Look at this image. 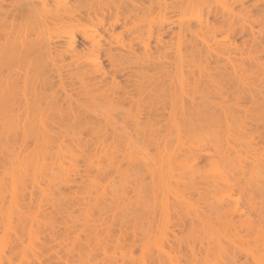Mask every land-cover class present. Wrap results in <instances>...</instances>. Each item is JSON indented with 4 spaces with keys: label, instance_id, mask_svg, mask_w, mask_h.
<instances>
[{
    "label": "bare ground",
    "instance_id": "6f19581e",
    "mask_svg": "<svg viewBox=\"0 0 264 264\" xmlns=\"http://www.w3.org/2000/svg\"><path fill=\"white\" fill-rule=\"evenodd\" d=\"M0 264H264V0H0Z\"/></svg>",
    "mask_w": 264,
    "mask_h": 264
}]
</instances>
